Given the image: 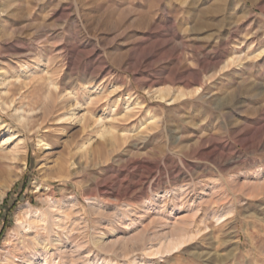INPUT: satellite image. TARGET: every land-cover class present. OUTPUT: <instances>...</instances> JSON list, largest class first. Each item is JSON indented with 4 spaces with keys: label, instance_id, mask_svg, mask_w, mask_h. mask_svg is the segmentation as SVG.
I'll return each instance as SVG.
<instances>
[{
    "label": "rangeland",
    "instance_id": "rangeland-1",
    "mask_svg": "<svg viewBox=\"0 0 264 264\" xmlns=\"http://www.w3.org/2000/svg\"><path fill=\"white\" fill-rule=\"evenodd\" d=\"M4 218L0 264H264V0H0Z\"/></svg>",
    "mask_w": 264,
    "mask_h": 264
},
{
    "label": "bare ground",
    "instance_id": "bare-ground-1",
    "mask_svg": "<svg viewBox=\"0 0 264 264\" xmlns=\"http://www.w3.org/2000/svg\"><path fill=\"white\" fill-rule=\"evenodd\" d=\"M231 62V61H230ZM169 92V91H168ZM168 92H166V91H161V92H157V98L159 99V100H162V101H170L171 100V98L170 97H166V95H169V93ZM174 97V96H173ZM179 98V97H178ZM5 104V103H4ZM22 111V110H21ZM22 112H24V111H22ZM71 113V115L70 116H73L74 114H73V112H70ZM23 116V115H22ZM21 116V114H20V116H19V118H23L24 119V117H22ZM70 118H72V117H70ZM108 132L105 130V132H103V134H107ZM14 154V153H13ZM181 241H177V243L176 244H174L173 243V245L171 246V247H169L168 248V251L169 252H171V251H173V250H175V249H177V248H179L180 247V245H181ZM165 252V251H164ZM159 253V252H158ZM162 254V253H161ZM155 255V254H154ZM153 254H152V256H154ZM156 256V255H155ZM158 256V255H157Z\"/></svg>",
    "mask_w": 264,
    "mask_h": 264
},
{
    "label": "trees",
    "instance_id": "trees-1",
    "mask_svg": "<svg viewBox=\"0 0 264 264\" xmlns=\"http://www.w3.org/2000/svg\"><path fill=\"white\" fill-rule=\"evenodd\" d=\"M25 178H23L22 180H21V182L24 180ZM18 185H20V184H18ZM17 185V186H18ZM22 189H23V186L21 187ZM9 196V195H8ZM7 204V198L4 200V202H3V205H6ZM14 204H12L10 207H9V209L7 210V212L9 213L11 210H13V208H14ZM5 222H6V218H4V220H3V223H2V227H1V230H0V236L2 235V233L4 232V230H5Z\"/></svg>",
    "mask_w": 264,
    "mask_h": 264
}]
</instances>
